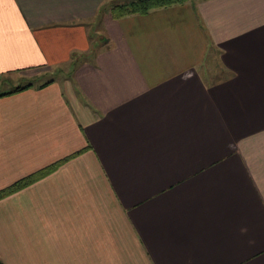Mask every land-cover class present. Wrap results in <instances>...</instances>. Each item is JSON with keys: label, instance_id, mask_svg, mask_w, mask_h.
Wrapping results in <instances>:
<instances>
[{"label": "crops", "instance_id": "0c3cea01", "mask_svg": "<svg viewBox=\"0 0 264 264\" xmlns=\"http://www.w3.org/2000/svg\"><path fill=\"white\" fill-rule=\"evenodd\" d=\"M117 1L0 0V80L68 67L0 96V264H264V0Z\"/></svg>", "mask_w": 264, "mask_h": 264}, {"label": "trees", "instance_id": "16d2710c", "mask_svg": "<svg viewBox=\"0 0 264 264\" xmlns=\"http://www.w3.org/2000/svg\"><path fill=\"white\" fill-rule=\"evenodd\" d=\"M186 0H119L114 2L111 7V15L113 18H120L125 15L129 14H145L148 11L155 9L170 6L177 3H182ZM1 85L3 83H8L7 78L0 80ZM53 81L52 78H49L46 81H43L39 84V87H43ZM36 85L34 82H30L28 84H21L17 86H11L9 89L0 91V96L9 95L18 91H22L26 88L32 87ZM53 167L48 169H43L37 174H33L29 177L21 179L16 183L10 185L9 187L0 190V199L24 188L25 186L33 183L37 179L41 178L42 176L46 175Z\"/></svg>", "mask_w": 264, "mask_h": 264}, {"label": "rangeland", "instance_id": "374dc122", "mask_svg": "<svg viewBox=\"0 0 264 264\" xmlns=\"http://www.w3.org/2000/svg\"><path fill=\"white\" fill-rule=\"evenodd\" d=\"M67 65H64L60 68H52L50 69L47 73H42L40 75H21V76H9L6 77L8 83H3L1 85L0 83V91L2 90H6L9 89L11 86H17V85H21V84H28L31 81L39 84L45 80H48L49 78H58V80L61 81V78L64 77V75H66V72L68 70V67H66ZM42 72V71H41ZM44 72V71H43ZM1 82V81H0Z\"/></svg>", "mask_w": 264, "mask_h": 264}]
</instances>
